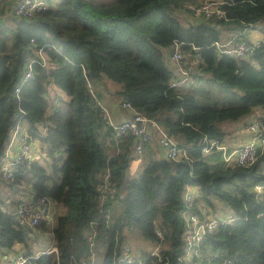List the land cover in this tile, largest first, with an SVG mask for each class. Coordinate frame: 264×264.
Instances as JSON below:
<instances>
[{
	"label": "trees",
	"instance_id": "obj_1",
	"mask_svg": "<svg viewBox=\"0 0 264 264\" xmlns=\"http://www.w3.org/2000/svg\"><path fill=\"white\" fill-rule=\"evenodd\" d=\"M20 1L0 0V165L16 127L39 142L44 163H31L30 189L50 200L54 224L20 223L7 194L21 182L0 171V250L17 249L24 264H76L89 259L95 231L94 264H264V188H255L264 185V147L250 166L215 148L201 153L205 139L223 143L219 123L264 110V43L246 58L214 45L263 19L264 0H215L222 19L195 15L191 7L203 0H45L46 9L27 16L15 12ZM176 44L191 78L182 88H170L175 72L164 54ZM108 80L186 157L172 160L149 143L137 155L131 135L115 138L98 115ZM222 88L242 95L225 104L213 95ZM256 122L264 136V118ZM189 187L196 190L186 201ZM106 189L113 195L101 202ZM186 212L233 221L204 235L186 259ZM132 234L154 249L132 254ZM124 248L129 261L120 260Z\"/></svg>",
	"mask_w": 264,
	"mask_h": 264
},
{
	"label": "built area",
	"instance_id": "obj_2",
	"mask_svg": "<svg viewBox=\"0 0 264 264\" xmlns=\"http://www.w3.org/2000/svg\"><path fill=\"white\" fill-rule=\"evenodd\" d=\"M221 1L203 0L198 5L191 7L195 15L204 14L206 16L215 15L218 19L224 17V12L219 8ZM48 4L45 0H21L15 9L18 15H31L34 11L44 10ZM257 42L247 43L245 39L239 35V38L232 39L228 42H215L216 49L223 55L234 58H246L250 55ZM169 60L173 66L175 77L170 81V88H182L190 82V74L186 69L187 55L180 51L176 44L172 49ZM30 77V72L26 73V78ZM121 107L127 111V116L121 121L116 122L110 115V110L102 101H97L98 115L103 124L108 127L115 138L126 135H131L134 138V149L137 155L141 154L142 148L145 144H150L156 141L164 151V155L172 160H179L186 157L185 150L180 148L177 143L168 136L158 125L147 118L146 116L135 113L128 102H121ZM250 133L254 134L255 140L249 141L232 152H228L226 147L219 144L217 141L204 140L205 143L201 147V153H208L215 148L221 150L223 159L225 161H236L238 165L250 166L257 156V150L264 147V136L261 126L258 122L253 121L247 127ZM39 158V155L34 148L32 138L25 129L16 127L10 134L4 156L0 165V171L8 180L22 182L29 174L28 169L33 161ZM135 162H140L139 157ZM256 190H261L264 185H257ZM188 191V190H187ZM189 192V191H188ZM185 195L186 201L191 198L189 192ZM113 195L112 189H106L104 194L100 196V201L103 202L106 195ZM14 215L19 219L20 223L27 226H36L39 222H45L47 226L54 224V217L52 214V203L44 196H34L32 189L28 193L21 194L16 198V205L13 209ZM185 223V237L187 249L185 258H189L193 246L202 239L204 235L212 231L218 224H229L233 221L231 215L216 216L209 214L206 217H200L191 213L182 214ZM108 220V216H106ZM95 231L88 235L89 240V259L81 260L76 264H94L96 259V252L94 249ZM128 248H124L120 260L129 261L130 253ZM25 258L21 255L16 260L15 264H24ZM231 264V263H224Z\"/></svg>",
	"mask_w": 264,
	"mask_h": 264
},
{
	"label": "rangeland",
	"instance_id": "obj_3",
	"mask_svg": "<svg viewBox=\"0 0 264 264\" xmlns=\"http://www.w3.org/2000/svg\"><path fill=\"white\" fill-rule=\"evenodd\" d=\"M58 0H51L50 4L53 5L57 2ZM247 36L249 37V39H254V38H260V36L264 37V18L261 19L260 21H258L257 23L254 24V26L250 29H248L247 32ZM174 48V46H173ZM172 48V49H173ZM170 49H165L164 50V54H165V58L167 57L168 53ZM193 67L194 64L192 62H189V68ZM106 84V90H104V93L108 92H115L116 90L120 89V84H117L115 82L112 81H105ZM221 93H213V95L215 97H220V98H224L226 97V101L225 104H231L234 102L238 101V98L242 95V92L238 89H233V91H230L229 89L226 88H222L220 89ZM115 97H117L116 95H114ZM118 98V97H117ZM119 100V98H118ZM257 117H261L264 118V110L261 108H253L251 113L241 117L239 120L237 121H224L219 123L218 125L220 126V128L226 133V137L227 139L230 141H232V139H234L237 136V132L239 129L240 130V134L243 135L244 133H246L244 131V127L251 121H255L257 119ZM235 125H240L241 128H239L237 131L233 130ZM245 135V134H244ZM41 162L44 163V156L41 158ZM135 162V161H134ZM133 162V164H134ZM32 175L27 174L26 177L23 179V181L20 183L19 185V189H17L13 194H11L13 197L15 194H19L22 191H26L30 188V183L32 182ZM214 215V214H213ZM130 243L129 245L131 246V252L132 254H136L139 250L141 249H154L155 245L153 243L141 240L139 238H137L135 235H131L130 237ZM128 245V246H129ZM6 253V255H4ZM17 249H12L9 251H6L3 253V250H0V264H15L16 260L18 259L17 257ZM8 256V257H7Z\"/></svg>",
	"mask_w": 264,
	"mask_h": 264
},
{
	"label": "crops",
	"instance_id": "obj_4",
	"mask_svg": "<svg viewBox=\"0 0 264 264\" xmlns=\"http://www.w3.org/2000/svg\"><path fill=\"white\" fill-rule=\"evenodd\" d=\"M247 32H248V29L243 31L242 33H231V32H224L223 33V41L222 42H228L232 39H236V37L239 38V35L242 36L245 40H249L250 42H263L264 43V37L260 36V38H254V39H249V37L247 36ZM167 62L169 63L170 60H169V54L167 55ZM114 92V91H113ZM113 92H107L104 93V96L102 97L101 101L103 103L106 104V106L109 108L110 110V115L112 117V119L116 122H119L121 121L124 117L127 116V111L124 110L120 103V99L118 100L117 97L114 96V93ZM254 121V120H253ZM253 121L249 122L245 127H244V131L246 133H244L243 135L240 134V130L242 129L240 127V125H235L234 129L235 131L238 130L237 132V136L232 139V141L228 140L227 137L224 138L223 140V143L222 145H224L226 147L227 150H229V152H232L233 150L237 149L239 146H241L242 144L246 143V142H249V141H254L255 140V137H254V134L253 133H250L247 129L248 125L251 124ZM33 143H34V148L36 149L38 155L40 156V153H39V142L36 141V140H33ZM151 147L153 148V150L157 153V154H162L164 155V151L162 150V148L159 146V144L156 142V141H153L152 143H150ZM159 156V155H158ZM42 155L40 156V159H41ZM139 163L140 162H134V164L132 163L131 165V169H130V173H134L136 172L138 166H139ZM17 189H19V186H17ZM30 189V188H29ZM26 190V191H22L20 192L19 194H15L14 197L11 195L13 194L14 192H11L8 191V194H7V197L10 198L8 199V201H13V204L16 205V198L21 195V194H25V193H28L30 190ZM196 188L195 187H189L188 188V191L193 194L195 192ZM15 202V203H14ZM14 209V208H13ZM8 257V256H7ZM19 257V256H17Z\"/></svg>",
	"mask_w": 264,
	"mask_h": 264
},
{
	"label": "water",
	"instance_id": "obj_5",
	"mask_svg": "<svg viewBox=\"0 0 264 264\" xmlns=\"http://www.w3.org/2000/svg\"><path fill=\"white\" fill-rule=\"evenodd\" d=\"M15 216V215H14Z\"/></svg>",
	"mask_w": 264,
	"mask_h": 264
}]
</instances>
